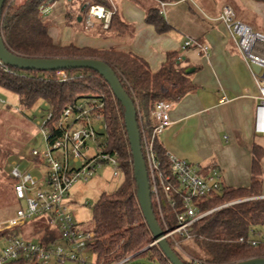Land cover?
Listing matches in <instances>:
<instances>
[{"label": "trees", "instance_id": "16d2710c", "mask_svg": "<svg viewBox=\"0 0 264 264\" xmlns=\"http://www.w3.org/2000/svg\"><path fill=\"white\" fill-rule=\"evenodd\" d=\"M61 0H6L2 13V33L5 44L13 53L26 58H67L94 59L107 64L120 80L125 92L137 109L138 125L141 133L143 158L147 166L145 144H151L160 165L158 181L172 186L170 197L177 202L170 207L164 189L160 195L164 202L161 217L154 194H151L155 217L166 234L173 230L176 216L182 211L181 195L177 194L178 182L171 175V161L168 153L155 135L157 122L153 117L158 102L175 104L189 93L195 91L187 68L178 62V53H168L160 70L153 73L149 64L142 58L118 51L114 48L97 50L89 47L56 45L49 34V28L43 21V9ZM135 2L141 0H132ZM156 4L146 12L145 21L154 27L158 34H166L172 27L160 15L161 3H173L179 0H155ZM264 4V0H253ZM85 2L113 10L111 0H72L78 5V11L86 12ZM102 28V26H101ZM103 34L115 38L132 36L134 29L125 23L117 11L111 24ZM7 73L0 68V88L18 96L25 109L37 104L47 103L58 119L62 112L79 99L94 98L105 103L107 123V151L118 155V161L125 177L124 183L111 194H102L93 209V232L96 243L93 245L97 264H116L129 258L127 264L139 259H147L156 264H170L159 246L154 245L152 233L146 224L137 197L134 160L125 125V110L115 98L110 86L95 71L68 70L75 79L60 83L56 72L20 71L8 66ZM263 149L253 147L252 185L245 189L224 187L220 194L203 199L199 208L209 212L206 217L195 223L191 229V241H182L194 245L205 264H235L241 261L264 258V245L254 248L240 240H248L256 233H263L264 199L262 196ZM169 178V180H167ZM150 187H152L149 177ZM223 207L226 204L252 199ZM21 228L7 231L2 237L20 236ZM55 232L49 230L40 242L43 245L56 244ZM169 245L184 264H194L195 258L183 255L171 240ZM185 252V251H184ZM186 253V252H185ZM187 254V253H186ZM188 255V254H187ZM189 256V255H188ZM16 264H28L19 262Z\"/></svg>", "mask_w": 264, "mask_h": 264}, {"label": "built area", "instance_id": "2783aa9c", "mask_svg": "<svg viewBox=\"0 0 264 264\" xmlns=\"http://www.w3.org/2000/svg\"><path fill=\"white\" fill-rule=\"evenodd\" d=\"M72 1V0H70ZM112 6L113 2L111 0ZM166 3H161L160 15L164 16ZM86 25L93 26V21L102 23V28L107 30L111 24L115 8L108 10L103 6L91 5L85 2ZM46 8L43 9L45 13ZM220 20L226 26L239 54L251 70L257 90L258 105L255 109V133L264 136V34L255 31L249 25L238 20L232 6L224 5L221 10ZM196 46L208 53L209 48L196 41L188 40L185 47ZM260 68L256 73L255 68ZM0 68L10 73L11 70L0 61ZM56 75L60 83H68L75 77L67 71H58ZM44 109H39L43 121L37 122V127L43 137L45 150L32 151L33 162L41 163L45 174L37 176L27 171H22L16 162L9 163L10 177L13 179L14 194L18 201L24 203L16 216L10 220L0 222V235L17 228H22L34 218H46L54 229L55 235L62 244L43 245L22 239L20 236L0 238V264H49L55 260L57 264L69 262L79 264H97V257L93 250L96 243L94 232L82 230L74 221L70 211L69 192L77 182L88 183L99 170L111 167L114 177L122 173L117 154L107 151V123L105 120V103L94 98H83L69 105L59 116L54 119L53 112L47 103L41 104ZM172 104L158 102L153 113L157 122L155 135L160 136L171 124L170 111ZM91 143L93 146H91ZM146 161L148 175L151 178V194H154L161 217L164 218V202L159 189L164 193L172 208L177 206L174 198L170 197L171 187L161 179L158 181L160 165L156 159L152 145L146 143ZM169 155V154H168ZM171 175L178 182L177 194L181 195L182 211L176 216L173 230H168L166 239L171 240L177 250L188 256L181 248V241H191V229L195 223L206 217L209 212H201L200 202L214 194H220L225 187L221 172L218 168L204 170L170 156ZM169 180V178H167ZM252 199L235 201L224 206L227 207ZM262 199V198H259ZM251 247L258 248L264 245V232L256 233L248 240L241 239ZM94 257L95 263H92ZM192 259V258H191ZM91 260V261H90ZM125 258L116 264H127ZM194 264H205L194 260Z\"/></svg>", "mask_w": 264, "mask_h": 264}, {"label": "crops", "instance_id": "0c3cea01", "mask_svg": "<svg viewBox=\"0 0 264 264\" xmlns=\"http://www.w3.org/2000/svg\"><path fill=\"white\" fill-rule=\"evenodd\" d=\"M114 1L115 11L134 29L132 36L124 39L106 36L102 23H95L96 20L92 27H87L86 12L80 13L78 5L71 4L78 20L73 22V14L60 1L53 5L46 19L55 44L132 53L144 59L153 73L160 70L168 53H178V62L190 71L196 89L172 104L171 124L159 136L160 143L172 157L206 171L218 168L226 188H250L253 147L264 151V136L254 129L258 90L220 16L223 5L229 3L238 20L264 34V4L253 0L166 3L163 17L172 29L160 35L145 21L146 12L156 4L155 0H142L147 7H139L132 0ZM188 40L207 46L208 53L196 46L185 47ZM261 166L260 198L264 199V156ZM35 167L39 171L35 175L45 174L41 163H35Z\"/></svg>", "mask_w": 264, "mask_h": 264}, {"label": "rangeland", "instance_id": "374dc122", "mask_svg": "<svg viewBox=\"0 0 264 264\" xmlns=\"http://www.w3.org/2000/svg\"><path fill=\"white\" fill-rule=\"evenodd\" d=\"M61 1L64 3L61 4L65 10H68L67 12L71 16L73 14L71 20L77 22L78 20L74 16L75 13L70 9L72 6L71 1ZM193 1L197 2V0ZM208 1L212 2V0ZM112 2L115 1L112 0ZM135 3L139 7H147L146 2L142 0ZM53 5L46 7V11L43 13V21L48 28H50V25L46 19L50 15ZM39 109H44L41 104H37L30 109L23 108L17 95L0 88V222L14 218L20 208L24 207V203L18 201L15 197V183L10 177V170L7 165L16 162L22 171L39 174L32 157V151L43 152L45 150L43 137L37 127V122H42L44 119L43 115L39 114ZM91 146H93L92 143ZM124 181L123 173L119 177H114L112 168L105 167L99 170L88 183L77 182L74 184L69 192L67 203L70 204V211L75 223L82 230L93 232V209L100 196L105 193H113ZM49 230L52 232L54 229L49 225L46 218H34L21 228L20 237L30 242L39 243ZM260 231H264V228H260ZM59 243L62 244L61 241ZM181 248L190 256L189 258L200 259L201 254L194 245L183 242ZM91 259L92 263H95L94 257H91ZM49 264L57 263L52 260ZM65 264L79 263L67 262ZM134 264L156 263L147 259H139Z\"/></svg>", "mask_w": 264, "mask_h": 264}, {"label": "water", "instance_id": "95a60500", "mask_svg": "<svg viewBox=\"0 0 264 264\" xmlns=\"http://www.w3.org/2000/svg\"><path fill=\"white\" fill-rule=\"evenodd\" d=\"M6 0H0V61L20 71L58 72L68 70H92L98 73L110 86L115 98L125 110V125L134 160L135 180L137 183V197L146 224L148 225L154 245L159 246L170 264H184L169 245L166 234L161 229L152 205L151 187L146 163L143 158L141 133L137 119V109L134 102L125 92L115 72L104 62L94 59H67V58H26L19 56L7 47L2 33V13ZM255 71L260 73V68ZM187 73L190 71L187 70ZM235 264H264V258H253Z\"/></svg>", "mask_w": 264, "mask_h": 264}]
</instances>
